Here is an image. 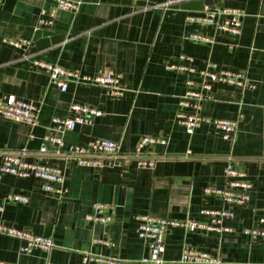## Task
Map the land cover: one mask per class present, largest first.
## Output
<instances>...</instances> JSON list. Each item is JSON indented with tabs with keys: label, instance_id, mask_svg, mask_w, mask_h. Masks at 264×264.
I'll use <instances>...</instances> for the list:
<instances>
[{
	"label": "crops",
	"instance_id": "1",
	"mask_svg": "<svg viewBox=\"0 0 264 264\" xmlns=\"http://www.w3.org/2000/svg\"><path fill=\"white\" fill-rule=\"evenodd\" d=\"M167 1L83 0L76 14L56 10L52 25L43 29L64 34V41L41 52L29 51L27 59L3 39L32 41L39 13L53 8L55 2L0 0V97L15 96L40 108L36 127L0 119V154L26 149L29 160L60 168L67 188L66 197L58 199L45 194L37 178L0 176V201L9 193L28 199L5 205L3 223L51 238L54 243L50 252L25 253L21 251L24 242L0 235V261L80 264L84 253L139 260L147 253L146 244L136 234L139 218L208 223L210 217L203 211L221 209L223 204L205 196L203 190L224 187L225 169L232 157L254 184L250 203L235 208V218L224 224L233 231L219 234L172 228L165 236L164 264H181L184 246L208 253L221 264H264V241L251 242L243 232L264 218V0H218L205 7L241 11L240 36L190 24L187 16L202 11L173 7L181 2L165 7ZM192 33L211 38L213 43L192 42L187 38ZM180 56L191 58L197 70L213 63L244 72L256 84L253 91L212 84L213 100L200 108V114L211 119L241 116L234 142L226 141L209 124H201L188 135L178 123V102L190 76L168 66L190 65ZM35 58L80 77L108 71L121 74L125 91L113 98L106 88L70 80L67 90L61 92L46 73L32 67ZM72 104L100 108L103 115L91 126L79 125L66 132L65 145L111 140L119 144L120 156L128 157L141 137L155 136L166 139L167 144L147 147L144 152L150 158H165L153 169L118 159L96 170L61 158L40 157L37 152L43 138L52 133L51 120L66 117ZM187 152L191 155L185 158ZM95 202L115 208L113 223L85 221Z\"/></svg>",
	"mask_w": 264,
	"mask_h": 264
},
{
	"label": "built area",
	"instance_id": "2",
	"mask_svg": "<svg viewBox=\"0 0 264 264\" xmlns=\"http://www.w3.org/2000/svg\"><path fill=\"white\" fill-rule=\"evenodd\" d=\"M132 2L137 0H130ZM184 0H169L164 6L170 7ZM55 5L50 10H41L39 13L35 30L50 27L56 10H66L76 14L83 4V0H54ZM226 18L222 19L221 16ZM243 13L239 10H220L218 8H205L202 12L187 16L190 24L200 26H212L218 32L240 36L242 33ZM188 40L196 43H213L211 38L196 33L189 34ZM3 43L15 50L22 51V58L30 57L32 41L30 39H3ZM180 59L188 61L187 67L168 66L169 69L186 72L190 79L187 81V90L179 99V110L176 114L178 123L183 126L185 133L191 135L201 124H209L232 143L234 142L240 125L241 116L235 120L211 119L200 114V108L206 101L213 100L210 94L212 84L224 83L236 87L242 91H253L256 84L244 72H234L228 69H221L218 65L209 63L204 70L195 69L191 63L192 59L180 56ZM31 65L36 70L47 74L49 82L57 86L61 92L67 90L70 80L83 81L86 84H93L106 88V94L113 98L123 95L125 89L122 85V75L108 72H98L94 76L80 77L75 72L68 71L62 67L45 62L40 59H32ZM40 108L36 104L19 100L15 96L0 97V119L36 127L39 124ZM103 115L100 108L86 105L72 104L68 115L64 118H53L52 133L43 138V145L37 154L40 157L61 158L74 162L78 166L90 167L100 170L112 164L113 160L122 159L124 162L135 161L136 165L144 169H153L158 160L165 157L150 158L144 151L147 147L155 145H166L167 140L155 136L141 137L135 150L128 157L120 156V146L114 141L93 139L85 145H65L64 134L72 131L76 126H91L94 119ZM187 152L185 158L190 156ZM0 176L8 174L18 178L34 177L41 180V190L50 196L58 199L66 197L67 188L65 177L60 168L50 166L38 161L29 160V153L26 149L16 152H4L0 154ZM226 183L224 187L209 186L204 188L203 193L207 197L220 200L223 207L218 210H205L203 214L210 217L208 223H199L193 220H171L155 219L151 217H140L136 228L137 237L147 246V253L139 260H120L116 258L84 253L80 264H164V242L167 232L172 228H181L184 231H206V232H232L233 229L224 226L225 222L235 218V208H242L248 205L252 199L254 184L247 179V173L240 168L231 157L225 169ZM28 199L15 193L5 195L0 201V235L15 238L24 242L22 252L30 253L33 250L50 252L54 248L51 238L35 236L28 231L15 228L3 223L1 214L7 204L26 203ZM115 208L109 204L95 202L92 205V212L85 216V221L92 224L108 225L114 221ZM244 234L251 242L264 241V218L258 221L257 226L247 227ZM100 242V241H98ZM107 244V243H106ZM179 263L181 264H221L220 260L208 253L201 252L193 247L182 248ZM0 264H13L0 261Z\"/></svg>",
	"mask_w": 264,
	"mask_h": 264
},
{
	"label": "water",
	"instance_id": "3",
	"mask_svg": "<svg viewBox=\"0 0 264 264\" xmlns=\"http://www.w3.org/2000/svg\"><path fill=\"white\" fill-rule=\"evenodd\" d=\"M217 2L218 0H190L181 2L173 7L185 10L203 11L205 7L212 6ZM64 39V34H57L48 29H37L32 36V46L30 48V52L37 53L47 50L50 47L63 42Z\"/></svg>",
	"mask_w": 264,
	"mask_h": 264
}]
</instances>
